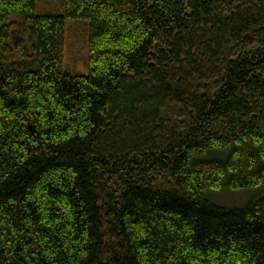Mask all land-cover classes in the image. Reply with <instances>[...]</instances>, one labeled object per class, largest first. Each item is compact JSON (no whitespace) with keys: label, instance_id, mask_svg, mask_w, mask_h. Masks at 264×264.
<instances>
[{"label":"trees","instance_id":"16d2710c","mask_svg":"<svg viewBox=\"0 0 264 264\" xmlns=\"http://www.w3.org/2000/svg\"><path fill=\"white\" fill-rule=\"evenodd\" d=\"M0 264H264V0H0Z\"/></svg>","mask_w":264,"mask_h":264},{"label":"rangeland","instance_id":"374dc122","mask_svg":"<svg viewBox=\"0 0 264 264\" xmlns=\"http://www.w3.org/2000/svg\"><path fill=\"white\" fill-rule=\"evenodd\" d=\"M38 14H65V0H37ZM90 23L87 20H67L65 69L72 74H89ZM260 191L215 193L211 200L230 209H241L260 197Z\"/></svg>","mask_w":264,"mask_h":264}]
</instances>
